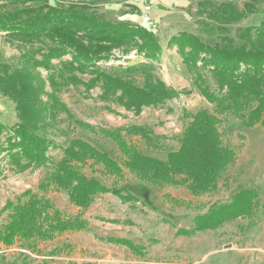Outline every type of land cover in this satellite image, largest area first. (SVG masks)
<instances>
[{
	"label": "trees",
	"instance_id": "obj_1",
	"mask_svg": "<svg viewBox=\"0 0 264 264\" xmlns=\"http://www.w3.org/2000/svg\"><path fill=\"white\" fill-rule=\"evenodd\" d=\"M22 4L24 7L16 10L0 5V32L26 49L19 67L0 64V94L17 104L20 120L12 127L0 123V135H7L6 146L0 142V155L5 153L2 158L19 171L31 166L47 167L51 162L48 153L55 142L41 131V126L49 119L55 120L58 113L68 112L57 96L58 83L83 85L87 91L100 88V99H115L136 114L145 107H156L193 93V89L178 90L156 77L154 63H159L163 48L153 31L131 22L108 20L87 3L60 7L50 5L48 0H24ZM256 12L254 0L245 2L242 8L230 2L216 4L205 0L198 5L195 23L209 36L217 35L218 41L210 45L191 32H181L168 41L167 48L177 49L193 75L194 87L213 109H200L196 114L185 109L183 116L190 121L178 137V148L168 151L166 160L145 154L123 135V131H128L129 135L139 136L147 149L163 150L160 143L163 137L156 135L150 126L101 129L103 136L111 139L120 152L121 156L116 159L87 141L72 139L37 190H26L15 201L8 200L0 210V218L6 214V222L0 227V243L12 247L19 241L23 247L39 251L40 243L59 235L91 232L83 211L101 194H111L124 203L140 202L116 181L108 187L96 177H88L82 170L88 164L91 168L102 165L101 174L117 181H124V172L128 171L133 177L159 188L184 187L195 197L216 191L219 180L238 156L234 147L223 143L219 131L223 116L232 114L245 128L264 127V22L258 26H240L234 37L229 29L230 25L240 24ZM116 51L122 55L117 57ZM133 52L135 57L142 56L147 62L109 70L100 65L117 58L129 61L126 59ZM66 56L71 59L63 61ZM53 60L61 61V72L56 69L50 72ZM40 68L49 72L51 93L44 91L46 82L38 72ZM87 74L89 79L80 77ZM136 74L142 75V84L131 77ZM43 95L48 96L47 101ZM83 126L96 133L89 125ZM53 187L66 193L69 202L83 211L71 216L57 208L48 197ZM171 202L175 207H189V203L175 199ZM262 214L261 189L247 186L229 201L213 204L207 212L195 215L192 227L178 228L176 236L192 237L237 219H248L251 227ZM103 240L125 246L140 258L147 254L145 245L129 239ZM158 243V239H149L150 245ZM70 252L72 246L66 244L50 253ZM21 257V264H29L27 256L21 254ZM0 264H15V261L9 263L1 257Z\"/></svg>",
	"mask_w": 264,
	"mask_h": 264
},
{
	"label": "rangeland",
	"instance_id": "obj_2",
	"mask_svg": "<svg viewBox=\"0 0 264 264\" xmlns=\"http://www.w3.org/2000/svg\"><path fill=\"white\" fill-rule=\"evenodd\" d=\"M24 0H0L7 10L23 8ZM50 5L66 7L70 3L91 4L94 9L111 21H126L143 26L153 31L160 39L163 54L156 67L155 75L168 86L178 90L193 89L190 96H181L164 102L156 107H145L140 114L128 111L115 99L104 101L99 98L100 88L87 91L83 85H63L58 83L57 96L67 106L68 112H60L55 120L41 126V131L55 142L49 150L51 162L47 167H28L19 171L9 165L7 159L0 155V210L8 200L26 190H37L53 163L58 162L64 149L72 139L87 141L112 158H119L115 143L103 136L101 129H128L131 126H150L154 133L163 137L160 143L163 150L147 149L139 136L129 135L123 131L128 141L137 145L145 154L166 160L168 151L178 148V137L188 125L190 119L183 116L184 111L196 114L200 109L212 110L209 104L193 85V75L183 63L177 49L170 50L167 43L174 35L181 32L196 34L204 42L214 45L218 36H209L195 23V13L199 3L205 0H48ZM216 4L230 2L240 8L245 2L252 0H210ZM256 1L257 12L250 15L240 24L229 26L234 37L240 26H258L264 22V0ZM26 5H30L27 3ZM149 5L150 9H145ZM26 49L12 43L0 32V64L19 67L21 55ZM116 56L122 54L116 51ZM42 59V57H39ZM70 56L63 61H69ZM118 59V58H117ZM112 60L100 64L107 70L120 65L145 63L142 56L135 57L134 52L126 60ZM50 72L54 69L62 71L61 61H51ZM39 74L46 82L44 91L51 93L52 87L47 80L48 70L40 68ZM67 75V71H64ZM89 79V75L80 76ZM137 83L142 84V75H132ZM44 101L48 100L43 95ZM17 104L9 97L0 94V123L12 127L19 123ZM219 131L223 143L234 147L237 152L235 164L219 180L218 189L211 193L193 196L184 187L169 186L159 188L143 182L125 171L124 181H117L110 175H102V165L93 168L88 164L83 172L88 177H96L104 185L111 187L117 182L119 187L127 188L136 197L138 203H124L111 194L97 196L90 207L82 210L71 204L66 193L54 187L48 197L57 208L75 216L83 211L92 228L91 232H70L57 236L54 240L38 245L39 251L23 247L18 241L14 246L7 247L0 243V258L9 263H22L21 254L27 256L29 264H264V127L256 125L252 128L241 126L239 120L228 113ZM89 125L92 130L83 126ZM6 133L0 135V142L6 146ZM248 147V149H247ZM250 150V152H249ZM246 153V154H245ZM246 155V156H245ZM246 158H245V157ZM258 158V159H257ZM259 162V163H258ZM91 163V162H90ZM256 165V166H255ZM258 165V166H257ZM80 167V165H77ZM250 171H247V170ZM245 170V171H244ZM259 171V172H258ZM256 186L262 192L263 214L258 221L249 227V220L237 219L226 223L216 230L200 232L192 237L176 236L178 228L192 227V218L205 213L211 205L224 203L247 186ZM171 199L189 203V207L172 206ZM130 221L131 224H126ZM168 221V223L164 222ZM6 222V214L0 218V227ZM125 238L135 244L145 245L147 254L144 258L133 255L125 246L108 243L103 239ZM158 239L159 243L149 244V239ZM71 245L72 252L52 255L56 247ZM17 261V262H16Z\"/></svg>",
	"mask_w": 264,
	"mask_h": 264
},
{
	"label": "built area",
	"instance_id": "obj_3",
	"mask_svg": "<svg viewBox=\"0 0 264 264\" xmlns=\"http://www.w3.org/2000/svg\"><path fill=\"white\" fill-rule=\"evenodd\" d=\"M137 2H143L142 0H136ZM145 9H150V6L149 5H147L146 7H145Z\"/></svg>",
	"mask_w": 264,
	"mask_h": 264
},
{
	"label": "bare ground",
	"instance_id": "obj_4",
	"mask_svg": "<svg viewBox=\"0 0 264 264\" xmlns=\"http://www.w3.org/2000/svg\"><path fill=\"white\" fill-rule=\"evenodd\" d=\"M247 149H248V147H247ZM249 152H250V150H249ZM245 154H246V153H245ZM245 156H246V155H245ZM245 156H244V157H245ZM245 158H246V157H245ZM257 159H258V158H257ZM258 163H259V162H258ZM255 166H256V165H255ZM257 166H258V165H257ZM244 171H245V170H244ZM247 171H250V170L248 169ZM258 172H259V171H258Z\"/></svg>",
	"mask_w": 264,
	"mask_h": 264
}]
</instances>
